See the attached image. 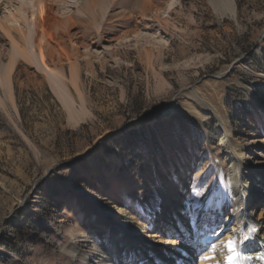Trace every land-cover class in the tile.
Wrapping results in <instances>:
<instances>
[{
	"label": "rangeland",
	"instance_id": "374dc122",
	"mask_svg": "<svg viewBox=\"0 0 264 264\" xmlns=\"http://www.w3.org/2000/svg\"><path fill=\"white\" fill-rule=\"evenodd\" d=\"M146 1L114 0L98 21L85 14V0L55 4L54 16H75L87 108L77 125L45 75L20 60L17 109L0 108V264H69L71 233L83 235L81 247L93 254L111 231L89 199L137 212L140 178L178 183L192 166L189 204L209 197L220 142L211 120L187 110L188 88L219 93L236 139L264 143V113L248 91L264 103V79L256 76L264 75V0H236V18L211 0H154L157 10L145 13ZM0 6L6 22L11 8L5 0ZM71 46L62 48L73 56ZM60 64L78 110L70 66Z\"/></svg>",
	"mask_w": 264,
	"mask_h": 264
},
{
	"label": "bare ground",
	"instance_id": "6f19581e",
	"mask_svg": "<svg viewBox=\"0 0 264 264\" xmlns=\"http://www.w3.org/2000/svg\"><path fill=\"white\" fill-rule=\"evenodd\" d=\"M5 1L11 12L5 16L6 22L0 21V40L8 44V51L5 45L0 46V108L17 109L14 75L20 60H25L45 75L53 93L67 110L70 122L79 124L87 108L79 86L80 62L76 56L80 51L74 43L78 38L72 33L75 16L63 13L58 18L53 14L55 4L67 0H29L31 6L17 4L16 0ZM113 1L85 0L83 9L89 19L98 21L109 13ZM211 2L222 15L237 17L236 0ZM157 7L154 0H147L143 10L153 12ZM15 22L22 25L15 27ZM69 43L73 48L70 50L76 53L73 56L62 48ZM63 61L70 66L68 81L78 93V110L68 91L67 78L58 67ZM228 71L218 74L219 77ZM256 76L264 79L262 74ZM248 91L264 113V103L254 92ZM181 96L191 101L186 106L189 113L200 119L207 117L218 134L220 154L215 159L209 197L189 204L194 196L192 166L179 176L178 183L140 178L142 195L137 197V212L111 206L99 196H93L89 203L107 221L110 237L89 257L81 247L84 236L71 233L73 245L67 250L69 264H228L224 245L229 239L236 241L238 258L234 264H264V209L260 206L264 200V143L236 139L219 93L210 98L191 87ZM126 187L131 190L130 184ZM182 204L185 205L182 207ZM222 205L226 207L225 212ZM249 206L257 208L255 216L246 213Z\"/></svg>",
	"mask_w": 264,
	"mask_h": 264
},
{
	"label": "snow or ice",
	"instance_id": "6c2138e0",
	"mask_svg": "<svg viewBox=\"0 0 264 264\" xmlns=\"http://www.w3.org/2000/svg\"><path fill=\"white\" fill-rule=\"evenodd\" d=\"M245 239H247V237H245ZM235 245L236 241L232 239H229L224 245L228 252V255L226 257L228 264H234V261L238 258ZM207 258L208 257H205V259Z\"/></svg>",
	"mask_w": 264,
	"mask_h": 264
}]
</instances>
